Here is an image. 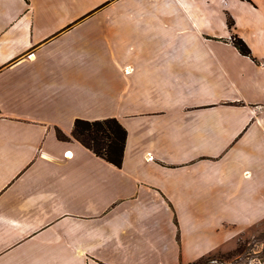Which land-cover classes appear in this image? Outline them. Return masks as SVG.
Listing matches in <instances>:
<instances>
[{
  "label": "crops",
  "instance_id": "crops-1",
  "mask_svg": "<svg viewBox=\"0 0 264 264\" xmlns=\"http://www.w3.org/2000/svg\"><path fill=\"white\" fill-rule=\"evenodd\" d=\"M253 2L249 35L227 0H0V264H195L264 226ZM107 118L121 168L72 137Z\"/></svg>",
  "mask_w": 264,
  "mask_h": 264
},
{
  "label": "trees",
  "instance_id": "trees-1",
  "mask_svg": "<svg viewBox=\"0 0 264 264\" xmlns=\"http://www.w3.org/2000/svg\"><path fill=\"white\" fill-rule=\"evenodd\" d=\"M234 25L233 20L228 21L230 30H234ZM232 42L240 53L251 56V49L236 33L232 36ZM127 135V130L116 118L97 121L77 119L72 131L75 140L118 168L123 164ZM57 137L63 141L69 140L60 130H57Z\"/></svg>",
  "mask_w": 264,
  "mask_h": 264
},
{
  "label": "rangeland",
  "instance_id": "rangeland-1",
  "mask_svg": "<svg viewBox=\"0 0 264 264\" xmlns=\"http://www.w3.org/2000/svg\"><path fill=\"white\" fill-rule=\"evenodd\" d=\"M144 2V0H140ZM262 1V0H260ZM245 3V4H244ZM227 4L236 11L240 18L243 20L242 25L239 27L241 34L252 35V22L259 19V14L255 15L249 11L245 5H256L253 0H227ZM263 12H260V16L264 19V7ZM144 19L150 20L147 14L144 15ZM127 21V19H125ZM264 25V22H263ZM179 26V25H178ZM178 27H176L177 29ZM239 34V32H237ZM264 34V29H263ZM178 35V34H177ZM138 51V49H136ZM264 264V226L259 229L250 231L246 235L245 240L241 242L233 253L219 254L211 256L207 259H203L195 264Z\"/></svg>",
  "mask_w": 264,
  "mask_h": 264
},
{
  "label": "built area",
  "instance_id": "built-area-1",
  "mask_svg": "<svg viewBox=\"0 0 264 264\" xmlns=\"http://www.w3.org/2000/svg\"><path fill=\"white\" fill-rule=\"evenodd\" d=\"M67 156H68V154H67Z\"/></svg>",
  "mask_w": 264,
  "mask_h": 264
}]
</instances>
